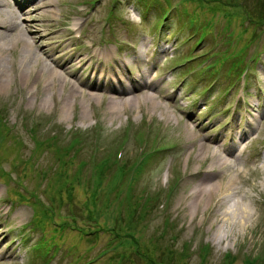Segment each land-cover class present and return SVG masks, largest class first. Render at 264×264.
Here are the masks:
<instances>
[{
	"label": "rangeland",
	"instance_id": "rangeland-1",
	"mask_svg": "<svg viewBox=\"0 0 264 264\" xmlns=\"http://www.w3.org/2000/svg\"><path fill=\"white\" fill-rule=\"evenodd\" d=\"M245 2L251 6L255 1ZM198 3L197 0H169L172 10L160 27L155 23L166 8V0H53L50 6L53 18L46 14L45 18L51 20L43 22L53 23L46 30L48 33L58 28L67 37L61 61L67 59L73 49L81 50V46L91 42L95 44L92 48L113 49L116 57L128 60L132 66L138 61L142 66V62L148 60L156 90L158 92L159 88L163 97H159L156 90L152 93L178 120L171 117L165 121L157 109L150 114L147 103L133 109L127 107L118 117L110 119L107 96L100 95L85 102H81L80 97L65 99L66 94H62L58 86L47 94L48 102L43 106L46 94L41 90L42 81L26 85L18 76L19 64L15 57L19 48L16 47L15 56L6 54L7 67L10 68L11 61L15 60L16 70L11 73L14 79H9L0 89V108L9 128V133L0 136V170H3V176L0 175V222L4 241L0 264H113L110 256L122 248L110 238L113 237L110 231H99L97 238L89 242L74 227L72 230L58 229L50 220L44 219L40 205L50 208L49 216L56 211L54 221L66 219L73 223L76 219L75 227L82 229L88 224L85 201L90 196L85 192V182L99 159L106 156L113 159L116 150L118 153L121 149L116 158L134 162L152 147L160 149L152 153L141 169L134 184L136 193L160 191L159 199L163 200L162 190L177 179L168 207L164 210L159 205L162 201L154 204L146 213L145 225H137L141 228L139 241L150 248L158 260L182 264L177 258L186 243H191L192 250L185 260L187 264H198L196 253L204 244L211 247L204 264H223L226 253L235 256L233 264H244V257L254 254L264 256V164L259 154L264 146V31L258 34L257 29L241 22L237 14L228 19L225 10L231 9L225 5L216 9L206 0L204 7ZM233 13L241 15L237 8L232 10ZM75 22H78L80 36H77L79 31L72 30ZM205 24L208 31L198 42ZM254 32L256 36H253ZM44 40L42 38L37 44ZM245 46L243 65H248L249 70L238 76L229 75L228 68L236 59V53ZM161 49L168 50L161 54ZM134 50L142 52L138 59ZM204 51L206 55H198ZM229 53L226 64L213 69L207 67V64H218L222 55ZM192 54L198 57L178 64ZM171 55L173 59H169ZM215 78L214 86L209 87ZM123 80L128 81L127 78ZM79 90L86 92L83 86H79ZM64 101H67L66 110L62 109ZM80 102L85 104V117H81ZM186 119L194 120V141L198 142L202 134L219 137L221 142L216 145L217 150L228 147L232 141L229 134L232 128L249 130L245 144L237 146L230 166L221 169L214 179L223 183L230 178L235 181L230 195L239 198L252 213L245 229L223 220L216 221L210 215L212 207L206 208L202 204L194 209L193 203L189 206L190 191L199 180L192 173L200 168L201 158L195 157L197 144L192 145L185 139ZM30 125L39 133L40 141L57 129L61 134L58 143L39 144L33 153L35 146L27 130ZM75 131L81 141L77 148L69 147L70 151L62 155L66 161L62 164L57 150L59 146L69 144ZM93 134L98 136L97 141L90 139ZM142 134H146L144 144L139 143ZM140 144L144 151L137 155ZM83 162L85 165L79 169V163ZM59 170L69 175L70 193L63 186L59 187L65 179V175H55ZM105 171L109 179L114 169L109 167ZM16 191L25 195L22 201ZM236 191H239L237 197ZM30 192L35 195L31 196ZM34 196L38 197L39 203ZM108 197L101 195L95 203L108 204L105 202ZM115 204L105 211L108 216H115L113 220L119 216L113 212ZM224 207L217 209L218 217ZM69 214L75 217H69ZM120 217L119 226L124 228L129 216ZM166 217L168 219H164ZM102 219H99L101 223ZM163 222L167 224L166 229H163ZM171 234L177 238L174 245L171 243L174 248L168 246L175 251L168 256L167 251L160 250H164L161 246L166 239L162 237ZM156 239L159 241L152 243ZM34 243L36 250L32 247ZM133 258V264H146L145 259Z\"/></svg>",
	"mask_w": 264,
	"mask_h": 264
},
{
	"label": "bare ground",
	"instance_id": "bare-ground-1",
	"mask_svg": "<svg viewBox=\"0 0 264 264\" xmlns=\"http://www.w3.org/2000/svg\"><path fill=\"white\" fill-rule=\"evenodd\" d=\"M9 2V1H8ZM6 0H0V89L9 79H14L11 74L15 71V60L19 64L18 76L24 80L26 85L30 82L42 81L41 90L45 95L42 105L48 102L47 94H51L53 89L58 86L61 93L66 94L65 99L69 97H80L81 102L85 100L97 99L100 95L107 96V114L110 119L118 117L127 107L133 109L142 103H147L149 113L159 110L165 121L171 117L178 118L167 106L156 100L152 93L156 90L155 77L150 72L148 60L144 65L137 62L132 66L128 60L116 57L113 49L97 47L91 49L86 47L84 50L71 52L67 59L60 60L64 56L66 36L60 29L55 28L48 33L46 30L53 26V23H43L46 14L52 17L50 6L53 0H26L28 2V11L25 13L21 7L16 10V4H9ZM20 18L22 20H20ZM53 18V17H52ZM18 19L20 20L18 22ZM26 20V22L24 21ZM23 22H25L23 24ZM63 29V28H62ZM65 32L69 33L67 29ZM50 34V35H49ZM42 38L45 40L37 44ZM16 47L19 53L7 67L6 54L16 55ZM40 51V52H39ZM141 51H136V57L141 55ZM85 69L88 72L85 73ZM10 74L8 76V72ZM128 78V83H123V79ZM83 86L86 92L79 90ZM156 93L163 97L158 88ZM80 102L81 117L86 116L85 104ZM67 101L63 102L62 109L66 110ZM194 120H185V139L190 144H197L195 148L196 158L200 159V168L192 174L199 177L198 182L192 186L190 191L189 206L194 209L202 205L210 209V215L216 220L229 222L236 227L246 228V223L251 219L252 213L245 205H242L239 198L230 194L233 193L234 180L230 178L225 183L215 181V174L223 168L230 166L231 161L236 156L237 146L246 142V131H235V128L229 131L231 142L226 148L216 149L220 145L219 137H210L202 134L203 137L194 141V129L192 122ZM197 125H195L196 128ZM247 131H249L247 129ZM242 151V150H240ZM262 163L264 164V152ZM238 175L240 172L238 170ZM223 176L220 177L222 180ZM236 191V197L238 196ZM242 198V197H241ZM231 202L228 206L227 203ZM223 206L218 217L217 209ZM1 215V213H0ZM0 249L4 244L2 224L0 222ZM217 232H214L217 237ZM0 256L2 254L0 253Z\"/></svg>",
	"mask_w": 264,
	"mask_h": 264
},
{
	"label": "trees",
	"instance_id": "trees-1",
	"mask_svg": "<svg viewBox=\"0 0 264 264\" xmlns=\"http://www.w3.org/2000/svg\"><path fill=\"white\" fill-rule=\"evenodd\" d=\"M199 5L201 4L202 7L205 5V0H197ZM207 2H211L214 7L220 8L222 6L228 7L231 9V11L225 10L226 16L228 19L230 17H233L237 14V16H240L241 22H246V24L251 27L257 29L256 31H264V0H252L255 1L251 6L249 2L241 3L239 0H226V2H223L224 0H206ZM252 7V10L249 9ZM234 8H237V10L240 12L241 15L238 13H233L232 10ZM194 19V18H193ZM211 23V22H209ZM207 24H205L204 28H207ZM243 29H246V27H243ZM253 36H256L255 32ZM246 48H241L236 53V59L234 60L232 67H230L231 73L236 71V68L242 69L243 65V55L240 56V53ZM243 53V52H242ZM229 55H226L223 59L225 60ZM235 74V73H234ZM1 121V118H0ZM0 131H5L6 128L4 124H1L0 122ZM60 135H56L57 138H52L51 143H58L60 139ZM143 136V134H142ZM139 140V142H142V138ZM81 141L80 135H72L70 137V142L68 145L61 146L60 154H63L69 147H74L79 144ZM155 151V149H154ZM153 155L150 154L146 160L136 166L134 164H130L129 159H122L121 162L116 161L115 154L114 158L110 159V156H106L102 159H99L96 168L97 172H94L92 177L90 175L86 179V194L88 193L89 198L85 201V207L86 211L85 214H87V227L82 226V236H86L85 239L87 241L94 240L98 236L99 231H110L113 237H110L111 239L116 241V244L119 245L122 250L120 252H116L114 256H110L112 260H114L113 264H133V257H136L139 261H142V259L146 260V264H166L164 260H158L155 255H153L152 250L148 247H145L140 241H139V233L140 229L138 227L144 226L145 223L144 220L147 218L146 213L148 209H152L154 207V204L162 205L164 209L168 206V200H170L171 195L175 192L176 187V180L174 179V182L170 185L169 189L166 191H162L164 197V201L159 199L160 191L155 192H142V193H136L134 184L141 172V169L145 166L146 161L150 159ZM64 161V160H63ZM114 169V172L112 175H110L109 179L106 174V169L109 168ZM60 175H65V178H68V174H63L62 172L59 173ZM79 178V177H78ZM107 179V180H105ZM67 181V180H66ZM106 181V182H105ZM65 182V180H64ZM68 192L70 193L71 187H67ZM101 195L109 196L108 197V204H102L97 205L95 201H97V198H100ZM122 200L121 203H118ZM115 204V209L113 212H115L118 216V219H121L122 215H128L129 218L127 219V222L125 223V227L121 228L120 221L113 220L115 219V216L111 217L106 214V210L110 209L109 206L112 204ZM104 212V213H103ZM57 214V213H56ZM53 217V215H51ZM75 215L69 214V217ZM100 217H102L103 222L99 220ZM142 218V219H141ZM76 220V219H75ZM74 220V221H75ZM109 220L108 222H106ZM61 225L66 226V220L59 221ZM138 225V227H137ZM89 226L92 228L90 229ZM171 235H166L162 238L165 239V243L163 246H161L160 250L161 252L167 251V255L173 254L175 251H172L171 248L169 249L168 246L171 247L172 244L171 241ZM155 241H159L158 239L152 240V243ZM190 245L185 246V249H182L183 252L179 254V257L177 258L179 263L182 262V264L185 263L186 258L191 254ZM156 249H160L158 245H155ZM132 247V248H131ZM174 248V247H173ZM165 254V253H164ZM198 255L201 258L202 261H206L207 258L210 255V249L208 248V245H204L199 247L198 249ZM185 257V258H184ZM235 256L231 254L225 255V264H232L234 261ZM244 264H264V256L261 257L260 255L251 256L249 258L243 259ZM187 264V263H185Z\"/></svg>",
	"mask_w": 264,
	"mask_h": 264
},
{
	"label": "clouds",
	"instance_id": "clouds-1",
	"mask_svg": "<svg viewBox=\"0 0 264 264\" xmlns=\"http://www.w3.org/2000/svg\"><path fill=\"white\" fill-rule=\"evenodd\" d=\"M137 19H139V18H137Z\"/></svg>",
	"mask_w": 264,
	"mask_h": 264
}]
</instances>
